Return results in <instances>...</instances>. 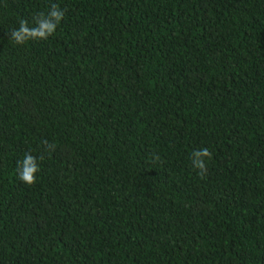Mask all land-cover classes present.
Masks as SVG:
<instances>
[{"label":"trees","instance_id":"16d2710c","mask_svg":"<svg viewBox=\"0 0 264 264\" xmlns=\"http://www.w3.org/2000/svg\"><path fill=\"white\" fill-rule=\"evenodd\" d=\"M0 264H264V0H0Z\"/></svg>","mask_w":264,"mask_h":264},{"label":"clouds","instance_id":"9594fccd","mask_svg":"<svg viewBox=\"0 0 264 264\" xmlns=\"http://www.w3.org/2000/svg\"><path fill=\"white\" fill-rule=\"evenodd\" d=\"M64 17V10L58 4H52L47 13H38L33 18V25H29V21L21 19L19 27L10 31V41L17 45H24L31 40H47L54 35L58 25ZM44 157H36L30 152L18 161L17 173L19 178L26 185H34L37 182V173L40 171L38 160ZM212 159V153L207 148L194 150L191 155V164L197 174L204 178L208 171V162ZM159 160V157H154Z\"/></svg>","mask_w":264,"mask_h":264}]
</instances>
